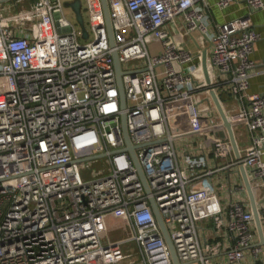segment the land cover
Instances as JSON below:
<instances>
[{
  "label": "built area",
  "instance_id": "1",
  "mask_svg": "<svg viewBox=\"0 0 264 264\" xmlns=\"http://www.w3.org/2000/svg\"><path fill=\"white\" fill-rule=\"evenodd\" d=\"M64 3L0 2V264H173L150 197L180 262L264 264L250 200L222 202L211 178L221 168H249V189L245 174L234 189L252 192L264 220V94L249 92L261 34L250 17L213 24L209 0H107L112 46L101 0H85L87 38ZM246 3L264 9V0ZM196 35L208 40L218 80L238 103L225 111L248 134L238 158L218 124H203L209 114L195 93L206 83L191 69L199 55L181 45L189 37L201 48ZM261 65L264 73V55ZM207 100L214 106L210 93ZM122 115L150 194L125 150ZM100 158L107 167L84 178ZM117 209L138 262L122 242L104 241L105 215ZM205 220L211 233L201 235Z\"/></svg>",
  "mask_w": 264,
  "mask_h": 264
},
{
  "label": "crops",
  "instance_id": "2",
  "mask_svg": "<svg viewBox=\"0 0 264 264\" xmlns=\"http://www.w3.org/2000/svg\"><path fill=\"white\" fill-rule=\"evenodd\" d=\"M209 2L212 4L210 12H211V21L213 24H219V23H222L232 18L248 15L252 21L253 26L261 34V38L255 44L254 58L258 62V66L256 68V73L250 79L249 92H258V93L264 94V73L261 72V69H262L261 61L264 55V9L251 12L249 8L247 7L246 0H238L236 3L228 6L225 9H220L215 4V0H209ZM16 10L17 9L8 10V11L11 13H14ZM196 37L199 43L201 44V48H198L197 44H195L189 37L181 41L182 46H185L186 48L191 49L194 53L195 52L198 53L199 57H197L194 60L193 64L191 65V69L194 72L196 80L206 83L205 87H202L196 91L195 98L199 104L201 111L202 112L206 111L209 114V117L204 116L202 120L203 124L205 126L206 125L210 126L212 124H218L221 126L220 114L217 111V108H215L216 107L215 104L214 106L208 105L209 102L207 99L209 97V93H211V91H214L212 90L213 88H217V92L219 94V97L222 101V105L226 113L235 112V110L238 109V103L231 96V94L228 91V88L225 85L221 84L218 80L219 77L217 75V71L213 67L211 60L209 58V55H210L209 52H210L211 46L208 40L204 38H199L198 35H196ZM207 81H209V83H207ZM218 125L217 127H219L220 129L217 131V133L219 135L226 136L229 138L227 130L223 128L222 126L220 127ZM182 126H187V125L184 124ZM234 135H235L237 146H238V156L233 151L232 157L238 158L249 142L248 134L245 130L244 125L241 122L237 124L236 126H234ZM196 138H197L196 136L193 137V139H196ZM198 138H202V140L205 139L203 135L198 136ZM184 140L180 141L178 139L177 142L178 141L182 142ZM243 173L245 174V176H250L251 170L245 166L244 167L243 166L241 167L240 166H233V167L230 166L227 168H221L217 170L214 175H212L211 177L212 184L222 202L230 201L234 199L235 197H238L237 196L238 194L250 200L248 191L239 192V191H235L234 189L235 181L242 179ZM113 223L114 225H117L116 227L119 230L118 235L121 234V237H118L117 239H115L116 241L114 242L125 243L126 241H128L131 238V235H130L131 228H130L129 222H128L127 227L124 228L125 230L123 228L120 229L121 228L120 224H116L115 222ZM199 226H200L199 231L201 235L204 234V232L206 235L211 233V221L210 220H205V221L200 222ZM258 226L261 229L262 236H263L262 238L260 236ZM258 226L257 224H255V229H254L256 244H259L260 242L264 241V220H260V225ZM127 231L129 235L125 236ZM104 241H105V238H104ZM245 261H247V259H245L242 262V264H245ZM191 264H200V263L193 262Z\"/></svg>",
  "mask_w": 264,
  "mask_h": 264
},
{
  "label": "water",
  "instance_id": "3",
  "mask_svg": "<svg viewBox=\"0 0 264 264\" xmlns=\"http://www.w3.org/2000/svg\"><path fill=\"white\" fill-rule=\"evenodd\" d=\"M8 1H10V0H0L1 3L8 2ZM101 3H102L103 12H104L105 21H106V26H107V30H108L109 41H110V44L113 46L114 45V37H113V31H112V27H111V23H110V18H109V10H108L107 0H101ZM64 4H65V6L67 8L71 9L72 12L74 13L76 22L78 23V25L81 28L82 37L83 38H87L88 37V32H87V29H86V26H85L83 12H82V0H67V1H65ZM113 60H114V67H115L116 74H117V81H118V85L120 87V92H121V104H122V106H124L125 105V98H124V95H123L122 82H121L122 71H121L120 62L118 60V56H117L116 52L113 53ZM207 83H209V81H207ZM210 94H211V96L213 98V101L215 103L217 111L220 114L222 126L227 130L228 136H229V140L231 142L233 150L236 153V155L238 156V146H237L236 138H235V135H234V126H236L239 123H235V124L232 123L228 119L227 114L225 113V110L223 109L222 104H221L218 96L216 95V93L214 91H211ZM122 129H123V134H124V138H125V142H126L125 150L129 151V153H130V155L132 157V160L134 162V165L136 166V169H137V172L139 174V177H140V179H141V181L143 183L144 189H145L147 194H150V189H149L146 177L144 175V172H143V170L141 168V165H140V163H139V161L137 159L136 153H135V146H133L131 144L130 139L128 137L127 128H126V118H125L124 115H122ZM88 159H90V158H88ZM243 178H244V183H245L247 189H249L250 186H249V183H248V181L246 179V176L243 175ZM248 192H249L251 205H252V208H253V211H254V215H255V221H256V224L258 226V225H260V219H259L258 213L256 211V206H255V203H254L253 195H252V192L250 190ZM149 202H150V205L152 207L153 213H154V215H155V217H156V219H157V221H158V223H159V225L161 227V230H162L164 238H165V240L167 242V245H168V247L170 249L171 256H172V263L173 264H191V263L195 262V261H192V262L183 263V262H180L178 260V257L176 255L175 250H174L172 241H171L170 236L168 234L167 228H166V226L164 224V221H163V219L161 217V214H160V212H159V210L157 208V205H156V203L154 201V198L150 197L149 198ZM258 229H259V232H260V236L262 238L263 236H262V232H261V229H260L259 226H258ZM261 244H264V241L259 243V245H261Z\"/></svg>",
  "mask_w": 264,
  "mask_h": 264
},
{
  "label": "rangeland",
  "instance_id": "4",
  "mask_svg": "<svg viewBox=\"0 0 264 264\" xmlns=\"http://www.w3.org/2000/svg\"><path fill=\"white\" fill-rule=\"evenodd\" d=\"M14 1L15 0H10L9 2H5V4H13ZM65 1H67V0H65ZM22 5H26V4H20L16 7V9L21 8ZM82 6H83L82 7L83 17L87 23V14L83 10L85 8V0H82ZM71 19L73 20L72 17H71ZM104 164L107 167L106 158H100L96 161L91 160L87 164L88 166L86 165L85 169L82 170L83 177L84 178L92 177L93 170L98 171L102 166H104ZM104 219H105V225H106V235L104 237L105 241L107 243H113L114 241H116L115 239H117L118 237H121V234L118 235L119 230L116 227L117 225H114L113 222H115L116 224H120L121 225L120 229H122V228L124 229L128 225L126 214L123 210L117 209V210H114V211L106 214ZM128 235H129V233L127 231L125 236H128ZM121 248H122L123 252L132 253L133 258L136 262H138L140 260L139 250L135 244H131L130 242L126 241L125 243L121 244Z\"/></svg>",
  "mask_w": 264,
  "mask_h": 264
}]
</instances>
